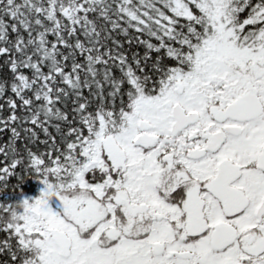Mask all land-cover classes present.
Masks as SVG:
<instances>
[{
	"label": "snow or ice",
	"instance_id": "snow-or-ice-1",
	"mask_svg": "<svg viewBox=\"0 0 264 264\" xmlns=\"http://www.w3.org/2000/svg\"><path fill=\"white\" fill-rule=\"evenodd\" d=\"M0 264H264V0H0Z\"/></svg>",
	"mask_w": 264,
	"mask_h": 264
}]
</instances>
